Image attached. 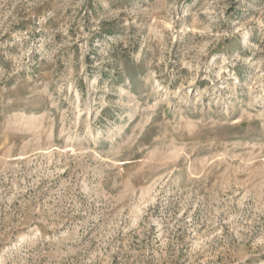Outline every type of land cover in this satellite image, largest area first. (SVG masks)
<instances>
[{
	"label": "rangeland",
	"instance_id": "rangeland-1",
	"mask_svg": "<svg viewBox=\"0 0 264 264\" xmlns=\"http://www.w3.org/2000/svg\"><path fill=\"white\" fill-rule=\"evenodd\" d=\"M0 264H264V0H0Z\"/></svg>",
	"mask_w": 264,
	"mask_h": 264
}]
</instances>
